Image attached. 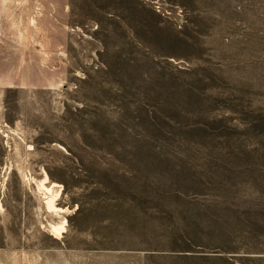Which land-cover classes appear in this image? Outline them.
Returning a JSON list of instances; mask_svg holds the SVG:
<instances>
[{
    "label": "rangeland",
    "instance_id": "374dc122",
    "mask_svg": "<svg viewBox=\"0 0 264 264\" xmlns=\"http://www.w3.org/2000/svg\"><path fill=\"white\" fill-rule=\"evenodd\" d=\"M0 264H264V0H0Z\"/></svg>",
    "mask_w": 264,
    "mask_h": 264
},
{
    "label": "bare ground",
    "instance_id": "6f19581e",
    "mask_svg": "<svg viewBox=\"0 0 264 264\" xmlns=\"http://www.w3.org/2000/svg\"><path fill=\"white\" fill-rule=\"evenodd\" d=\"M46 173V172H45ZM45 177V176H44ZM47 180H49L48 179V175H46V177H45V181L44 182H41L40 183V187L43 189V190H47V192H49L50 193V196L49 197H46V199H47V201H46V203H47V206H48V208L50 209V210H52L53 212H57L58 211V208H57V206H56V204H55V202H56V200H57V194H52V188L51 187H47L46 185H45V182L47 181ZM55 186V185H54ZM54 193V192H53ZM48 211V210H47ZM64 212V211H63ZM53 227V231L54 232H51V233H53V235H57V237H59V235L58 234H60V232L62 231V229L64 228V226L63 225H60V226H52ZM51 227V228H52ZM65 229V228H64ZM51 231V230H50ZM55 233V234H54ZM61 235V234H60ZM56 237V238H57ZM57 239H59V238H57Z\"/></svg>",
    "mask_w": 264,
    "mask_h": 264
}]
</instances>
